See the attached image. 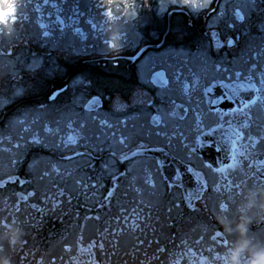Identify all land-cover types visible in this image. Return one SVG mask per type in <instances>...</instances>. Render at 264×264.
<instances>
[{
    "label": "flooded vegetation",
    "instance_id": "af4514ba",
    "mask_svg": "<svg viewBox=\"0 0 264 264\" xmlns=\"http://www.w3.org/2000/svg\"><path fill=\"white\" fill-rule=\"evenodd\" d=\"M222 1L211 0L212 8L202 14L174 0H131L127 12L117 8L109 18L95 7L99 0H49L48 6L43 0H18L26 7H19L12 32H0V80L11 89L20 87L25 76L35 75L24 70L34 59L43 65L36 74L47 78L0 107V126L36 109L67 120L63 137L48 146L33 135L13 139L0 132V219L23 233L16 247L7 236L0 239L9 259L17 257V264H37L40 257L44 264H221L218 257L236 233L224 231L218 216L229 227L242 215L252 217L248 235L264 242V212L257 207L264 202V148L252 151L247 136L237 140L229 128V122L234 128L243 121L232 109L249 95L230 72L264 63V56L250 59L264 50V21L245 13L247 8L219 9ZM40 23L48 26L49 38L42 37ZM113 38L115 49L105 43L113 44ZM51 92L59 93L55 100L47 99ZM93 96L89 113L83 105ZM251 115L245 132L258 135L264 130V107L258 102ZM153 116L161 122L154 123ZM101 119L112 127L101 126ZM217 124L223 128L210 133ZM121 135L127 147L118 143ZM69 136L75 144L66 143ZM140 143L162 150L132 156ZM221 145L227 154L218 151ZM221 203L229 205L227 212ZM216 231L222 236L214 240Z\"/></svg>",
    "mask_w": 264,
    "mask_h": 264
},
{
    "label": "snow or ice",
    "instance_id": "6c2138e0",
    "mask_svg": "<svg viewBox=\"0 0 264 264\" xmlns=\"http://www.w3.org/2000/svg\"><path fill=\"white\" fill-rule=\"evenodd\" d=\"M43 3L45 6L49 5V0H43ZM21 6H25L26 5H20L18 6L16 12L14 13L15 19L13 21V24L16 22L17 20V12L19 7ZM208 6V4H207ZM206 6V7H207ZM51 7L56 8L57 4L52 3ZM95 7L98 10H101L103 12L104 15L108 16V17H112L113 13L111 11L105 12L103 5H101L100 3H97L95 5ZM205 7V8H206ZM76 8L78 9V4L76 6ZM75 10V9H74ZM35 11L36 12H40L41 11V7L39 4H37L35 6ZM236 17L238 20L240 21H244L245 20V16L241 14L240 10H237L235 13ZM25 19H27L28 17L25 16ZM56 21L60 26L64 25V20H62L59 16L56 17ZM229 27H231V25H229ZM39 28L42 31V37L43 38H49L52 33L48 30V26L40 23L39 24ZM261 30L264 31V25H261ZM77 33L80 31L79 29L75 30ZM12 30L9 32L11 33ZM45 42H47V40H45ZM105 43L109 46V47H114V45L110 42V41H105ZM227 44L229 46L233 45V40L229 39L227 40ZM264 56V50L258 52L256 54V57H252L250 58L251 60L255 61L257 58ZM27 73H31V74H36L38 72L43 71V65L41 64V62L38 59H34L32 63L30 64H26L25 65V69H24ZM216 70L220 71V66L217 65L216 66ZM224 72H229L228 68H224L223 69ZM234 75L237 79L242 80L243 82L239 85L240 89L244 92H247L249 95L245 98V97H241L240 101H239V107L232 109V113L234 116H242L243 117V121L240 122L239 124H237L234 128L231 124V122H229V128H232L234 135L236 136L237 140H243L245 138V136H247V139L245 140V143L248 144L250 142V148L252 151H257L259 148H264V130H262L258 135H253L251 133V131H247L245 132V130H248L251 128V121H252V115H251V110L254 106H256L258 104V102L260 103V105L262 107H264V63H258V62H251L250 66L247 68V70L241 68V69H235L232 70L230 72V76ZM246 82V83H244ZM77 84H83V81H77ZM9 91H11V95L13 97H20L24 94V89L20 88V87H16L14 89L10 88V85L8 84L7 81L5 80H0V107H3L5 105H7L8 103H10V99L8 96ZM59 95V93L57 92H51L50 95H48L47 99L50 100H55L57 98V96ZM96 103V97L93 96L90 100L87 101V103H85L83 105L84 109L87 110L89 113L92 110V105ZM43 107V105L41 106ZM93 120L96 119L95 116L91 117ZM183 118V117H182ZM223 119V118H221ZM152 120L154 123L159 124L161 122V117L159 116H153ZM18 123H22L19 122ZM101 126L107 125L108 128H111L112 125L108 122L107 119H101L99 121ZM200 123L202 124V121H200ZM80 129L82 132L86 131L87 129V121H84L83 123H81L79 125ZM216 128H223V124H217L215 128H210V133L211 132H215ZM44 131L48 132V133H52L55 134L56 131H58V129H53L48 127L47 125L44 126ZM157 135H160V133H157ZM198 139V137H197ZM127 140V137L121 135L118 143L121 145H124L125 147H127L125 141ZM66 143H72L75 144L76 143V139L72 136H69ZM232 147L235 148L236 147V142L232 141ZM19 145H17L18 147ZM185 148H187V144L183 145ZM162 149H149L145 146V144L140 143L138 145H136V151L132 152V156H135L137 153L139 152H146V151H160ZM218 151H225L227 154V150L224 148L223 145H221L220 148H218ZM73 155L75 156H81L83 157L85 155V153L82 152H74ZM124 159H128L127 156L123 157ZM65 159L71 160L72 157L68 156L65 157ZM261 163H264V161H261ZM206 167L208 168H212L211 164L206 165ZM224 167H231L230 164H224ZM217 171H219V169H216ZM150 182V181H149ZM77 184H81L82 181L81 180H76ZM84 187H88L87 184L83 185ZM95 185H93L94 187ZM170 187L172 185H169ZM203 188H206L207 185H203ZM235 187H239V185H235ZM29 195H32L31 193ZM113 193L109 192L108 196H112ZM191 195V194H189ZM196 199H200V196H197ZM188 207L191 208L192 210H196L194 204L189 201L188 203ZM220 209L224 212H227L229 210V205L225 204V203H221L220 204ZM97 219H99V217H97ZM126 219V218H125ZM9 224H13L10 223L6 218L5 219H0V233H3L7 230ZM107 231V229L105 230ZM222 233L220 231H216L215 232V236L213 237V239L215 240L217 237H221ZM141 243H143V241H141ZM224 243L226 244L227 241L225 240ZM3 244L4 241L0 240V249L3 248ZM67 247V246H66ZM101 248H103V244H101ZM159 251H164V249H159Z\"/></svg>",
    "mask_w": 264,
    "mask_h": 264
},
{
    "label": "clouds",
    "instance_id": "9594fccd",
    "mask_svg": "<svg viewBox=\"0 0 264 264\" xmlns=\"http://www.w3.org/2000/svg\"><path fill=\"white\" fill-rule=\"evenodd\" d=\"M176 2L189 7L193 11H199L207 6L209 0H176ZM99 3L103 5L105 12H113L117 8L121 12H127L132 6L131 0H99ZM18 6V0H0V32L9 33L12 30L15 19L14 13ZM114 39L113 48L115 49ZM246 206L251 207V205ZM257 207L261 212H264V202H261ZM261 218L264 219V216ZM251 219L250 216L242 215L239 222L233 227H229L223 216L217 217V221L224 231H234L236 233V238L228 242L229 246L218 257L221 264H264V242L257 243L248 235V225ZM22 235V230L13 229L9 226L6 232L0 235V239L7 236L10 246H15L21 242L20 237ZM0 264H11V261L7 256L0 255ZM37 264H44V258L40 257Z\"/></svg>",
    "mask_w": 264,
    "mask_h": 264
},
{
    "label": "rangeland",
    "instance_id": "374dc122",
    "mask_svg": "<svg viewBox=\"0 0 264 264\" xmlns=\"http://www.w3.org/2000/svg\"><path fill=\"white\" fill-rule=\"evenodd\" d=\"M251 2H252L251 0H223L221 2V6L219 7V9L225 8L227 12L230 9H232L234 6H239L244 9L248 6H251ZM174 62H176L175 59L173 60V63ZM1 69L3 68L0 67V70ZM44 77L47 78L45 73L43 74L39 73V75L38 74L32 75L26 82L20 84L21 85L20 88H23L25 91V89L29 86L27 90H34L37 87H39L38 80ZM89 86L90 85L87 84L84 87L88 88ZM78 94L81 95L83 94V92H78ZM8 96L10 100H13V101L15 100V98H13V96L11 95V91H9ZM27 114L28 116L24 118L23 121L17 120L20 117V115L15 118H10L9 120L5 121L0 126V132H10L12 134L13 139H16L17 137H19V135H23V136L33 135V136L38 137L39 140L43 142H47V144L56 142L59 140V138L63 137V132H65L66 130V127H65V121L67 120L66 115H63L61 113H54L49 116V114L47 113V109H39V110L36 109ZM18 121L22 123H18ZM45 125L53 129H58V131H56L55 134L45 132L44 131ZM32 131H36V134L32 133ZM116 133H117V130L115 131V135ZM42 136L43 138H41ZM0 200L2 201L4 199H0ZM11 227L13 229H18L16 225H12ZM0 255L6 256L7 253L2 252V250H0ZM10 261H11V264H15V262L18 261V258L13 257L10 259Z\"/></svg>",
    "mask_w": 264,
    "mask_h": 264
}]
</instances>
